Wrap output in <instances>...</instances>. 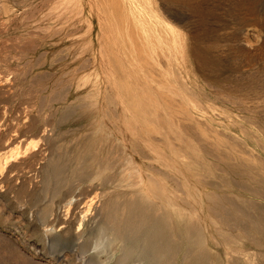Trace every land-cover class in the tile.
<instances>
[{
  "label": "rangeland",
  "instance_id": "374dc122",
  "mask_svg": "<svg viewBox=\"0 0 264 264\" xmlns=\"http://www.w3.org/2000/svg\"><path fill=\"white\" fill-rule=\"evenodd\" d=\"M124 2L0 0V264H94L74 245L110 234L103 200L129 221L156 208L164 264H264V118L235 97L257 89L208 49L233 21L203 9L197 38L186 3ZM134 253L121 264L165 259Z\"/></svg>",
  "mask_w": 264,
  "mask_h": 264
},
{
  "label": "bare ground",
  "instance_id": "6f19581e",
  "mask_svg": "<svg viewBox=\"0 0 264 264\" xmlns=\"http://www.w3.org/2000/svg\"><path fill=\"white\" fill-rule=\"evenodd\" d=\"M167 1H169L172 4L180 5L177 7H181L185 3L188 5L187 7L191 9L192 13H194L193 15L194 18L187 25V30L195 37L199 36L200 34H203L206 31V29L212 25V23L209 20H207L208 17L206 16L205 13L206 10L217 9L222 11L224 15L226 14L228 17H230V19L234 23L232 25L233 30L222 32L220 35L228 36V38L232 36V43L230 41L228 44H219L214 40L210 41L211 43L209 42L210 44H208L209 55H211L213 58H215L218 61L225 60L224 62H226L227 65L230 66L233 74H235V76H239V78L242 79V83L240 85H246V86H250L253 89H257L254 95L250 97L248 96L249 98L245 96V93H243L242 96H235V97H237L239 100H243L244 98H247L250 101L249 105L251 106L252 110L256 111L264 118V0H203V1L197 0L198 2H203V3L205 2V4H207L206 6H194L193 5L194 0H167ZM124 3H127L128 6H132L136 4V0H125ZM214 4L219 6H213ZM161 8L164 9L163 6ZM203 9L205 10V12H203ZM169 14L174 17L173 13L169 12ZM171 21L173 23L174 20ZM145 32H148V30ZM144 51L146 50L144 49ZM12 155L13 154L4 155L2 157L3 163L6 164L7 160ZM77 189H79V186L78 187L69 186L65 191V197H63L64 200L62 199L64 201V205H63L64 209L62 210H64L63 213H65L66 216L68 215L67 213L70 211V209L72 210L74 207H77L78 204L81 202L80 199L82 195H76ZM82 193L83 192L79 194ZM93 201H94L93 198L83 201L82 205L85 204V209L83 210V214L90 213V209L93 204ZM139 205L140 204L137 203L133 205L134 206L133 209L136 214L132 215L131 213L133 217L131 218L132 221H129L128 219H126L129 216H125L123 218L114 215L113 212H115V208L114 209L111 208L110 204H108L106 200H103L102 203L103 210L105 211L106 215L110 217V220H112L113 222L112 223L113 226L110 231V234L107 237H105V239L104 237H102L101 239L99 238L95 240L92 247L85 250L81 249V246L85 243L83 242L81 235L80 234L76 235L78 237V240L75 241L76 243L74 247L75 250L80 251L81 255L79 257L82 260L91 259L93 260L94 264H110L112 262L114 263L113 261L114 259H115V264H121L122 261L124 263L125 260H129L133 257H136V259H138L136 253H134L135 255L134 256L132 252H135V250L139 249L140 247L141 248L144 247L146 248V250L150 252L156 251L154 255L155 257L159 255L165 256V259L159 263L161 264L167 263L170 256V245H167L168 242L170 241V233L167 230H165L166 225L164 223L162 224L163 229L161 231L155 229V227L157 228L160 227L158 224L155 225L154 223L155 222L154 220L156 219L155 218L156 216L154 215L156 214V212H158L155 207L152 208L151 206H149V209L144 211L145 213L143 212L142 214L144 216H142L140 213L141 207ZM123 208L126 209L127 204H124ZM124 209L122 210V212L124 211ZM139 214L142 217L139 218ZM43 232L46 236L49 237L55 232V228L52 225L49 226L45 225L43 228ZM81 240L82 242H80ZM78 241L80 242L79 244ZM111 246L114 250H111ZM115 249L121 250V253L116 254ZM103 253L105 255L101 256ZM140 258L146 259L149 258V256L148 254L145 253V255L140 256ZM36 261L40 262V260L38 259Z\"/></svg>",
  "mask_w": 264,
  "mask_h": 264
}]
</instances>
